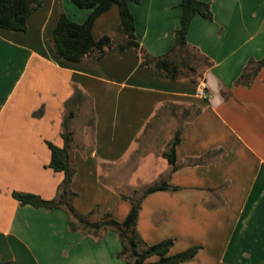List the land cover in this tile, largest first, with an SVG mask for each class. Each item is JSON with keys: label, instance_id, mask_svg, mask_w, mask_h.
Segmentation results:
<instances>
[{"label": "crops", "instance_id": "crops-1", "mask_svg": "<svg viewBox=\"0 0 264 264\" xmlns=\"http://www.w3.org/2000/svg\"><path fill=\"white\" fill-rule=\"evenodd\" d=\"M202 1L213 19L196 15L187 40L213 64L197 81L160 76L142 65L135 48L121 50L126 34L118 29L117 5L93 27L96 39L111 37L112 47L80 62L56 58L51 46L61 11L78 23L91 12L72 0H44L26 31L0 28V263L128 264L118 256L115 230L97 241L70 228L64 207L22 204L14 193L58 199L64 173L49 166L48 142L63 147L67 130L74 206L92 213L94 222L106 213L124 221L132 204L122 196L138 186L123 180L121 165L160 112L174 116L181 108L186 116L200 108L180 128L177 169L168 162L152 181L169 177L179 189L144 199L138 231L149 244L175 237L171 253L201 246L181 264H264V67L248 82L243 77L264 57V0ZM129 5L141 46L152 56L167 54L181 25L182 0ZM78 91L83 100L70 103Z\"/></svg>", "mask_w": 264, "mask_h": 264}, {"label": "trees", "instance_id": "trees-1", "mask_svg": "<svg viewBox=\"0 0 264 264\" xmlns=\"http://www.w3.org/2000/svg\"><path fill=\"white\" fill-rule=\"evenodd\" d=\"M78 7L90 9L91 12L83 23L71 20L66 13L61 11L58 22L53 30L51 46L54 56L58 59H65L72 62H80L88 56L94 58L102 57L112 47L113 42L110 36L104 35L96 39L93 34V27L96 19L104 12L117 5L120 12V24L118 29L126 34L121 42V50L135 48L141 55L142 65L152 66L158 71V75L172 80L189 78L197 81L202 78L206 69L212 66V60L201 50L192 46L187 40L188 30L196 15L213 19V12L208 2L202 0H182L181 25L176 31V42L174 47L163 56H152L137 39L135 17L130 9V0H72ZM44 0H0V28L14 31H26L28 19L38 9ZM252 63V62H251ZM264 67V57L259 60L251 72L244 74L246 82L251 80L259 70ZM83 94L76 92L70 103H79L83 100ZM180 105H175L174 108ZM195 110V111H194ZM185 111V117L197 115L199 109ZM74 116L71 110L66 115L64 126L67 127L68 120ZM65 145L59 147L48 142L52 158L49 166L56 171L64 173V179L60 187L58 199L44 200L31 193L15 192L14 196L22 204H30L35 207L47 209L64 207L70 215V228L73 231H80L84 234L93 235L99 241L104 234L115 230L122 244L118 254L128 264H181L194 258L201 249L199 245L171 254L175 245L173 238L164 239L155 244L147 243L140 235L137 227L139 213L144 199L155 191L178 190L165 178L142 190L138 197L125 196L131 201L132 207L124 221H118L111 213H106L97 222L91 220V214L80 213L74 206V198L77 195L71 189L75 176V168L70 162V141L71 134L67 130L63 133ZM181 142V129L175 132L162 156L172 165L173 171L177 169L176 149ZM154 256L158 260L151 261ZM0 264H17L14 261L1 262Z\"/></svg>", "mask_w": 264, "mask_h": 264}, {"label": "rangeland", "instance_id": "rangeland-1", "mask_svg": "<svg viewBox=\"0 0 264 264\" xmlns=\"http://www.w3.org/2000/svg\"><path fill=\"white\" fill-rule=\"evenodd\" d=\"M182 112L183 109L181 108L177 109V115L174 116L167 110L160 112L146 130V134L141 137L138 149L132 155V158L121 165L123 166L121 169L123 180L127 184L134 182L138 186H132V190L127 191L132 197L141 195L143 188H139V186L145 185V183L152 185L155 181H159L153 179L165 172L168 161L162 156V152L167 149L169 141H171L175 132L182 127V123L187 119L182 115ZM122 197L125 198L124 196ZM170 238L176 241L175 237Z\"/></svg>", "mask_w": 264, "mask_h": 264}]
</instances>
